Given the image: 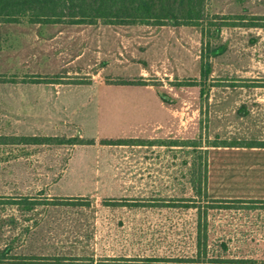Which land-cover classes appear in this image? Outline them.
I'll list each match as a JSON object with an SVG mask.
<instances>
[{
  "label": "rangeland",
  "instance_id": "obj_1",
  "mask_svg": "<svg viewBox=\"0 0 264 264\" xmlns=\"http://www.w3.org/2000/svg\"><path fill=\"white\" fill-rule=\"evenodd\" d=\"M206 14L62 34L0 24V264H179L195 253V210L177 206L194 162L212 198L264 202V0H209ZM60 50L82 57L66 66ZM207 222L206 264H264V205Z\"/></svg>",
  "mask_w": 264,
  "mask_h": 264
},
{
  "label": "trees",
  "instance_id": "obj_2",
  "mask_svg": "<svg viewBox=\"0 0 264 264\" xmlns=\"http://www.w3.org/2000/svg\"><path fill=\"white\" fill-rule=\"evenodd\" d=\"M209 0H0V24L21 23L28 19L29 23L42 24H67V25H95L98 21L110 25H169L203 27L206 21V7ZM258 21L264 17L255 16ZM256 25V24H253ZM262 28L264 25L257 24ZM205 31V26L202 28ZM202 31V32H203ZM205 33V32H204ZM225 50L224 46H219L211 51L212 55H217ZM204 54L201 52L203 62ZM130 85H140L142 82L120 81ZM20 143L32 144L44 141L42 136H13ZM0 137L1 144H9ZM88 142L87 144H92ZM113 141L104 142L112 144ZM115 143V142H114ZM190 146V145H186ZM194 150L198 146L191 145ZM203 151V150H200ZM204 153V152H202ZM201 156V155H199ZM203 166L201 169L200 167ZM190 175L193 194L188 199H178L177 206L185 209H193L196 213L195 223V253L190 257L172 258L179 264H206L207 243L210 239L208 232L207 210L238 208V204H250L251 207L264 205L260 200L238 201V199H214L207 191V162L193 163ZM172 202V201H171ZM69 205V204H67ZM74 205V204H72ZM116 205V204H115ZM85 206H89L85 204ZM174 207L175 203L171 206ZM225 247L224 243L222 244ZM137 264H162L169 260L160 258H145L138 260ZM162 262V263H159ZM244 263H252L251 260ZM125 264H135L128 260Z\"/></svg>",
  "mask_w": 264,
  "mask_h": 264
},
{
  "label": "crops",
  "instance_id": "obj_3",
  "mask_svg": "<svg viewBox=\"0 0 264 264\" xmlns=\"http://www.w3.org/2000/svg\"><path fill=\"white\" fill-rule=\"evenodd\" d=\"M49 25H54V26H57L58 27V30L57 31H52L51 33H54V32H58V33H65L67 30H66V28H62V27H64V26H66L67 24H49ZM69 26H71V27H73L72 29H76V28H80L81 26H84V24H77V25H69ZM89 26H95V27H97V24H95V25H89ZM71 40H73V38L71 39ZM62 47H60V49H61ZM57 50H59V48L57 49ZM62 55H65V53H63V52H61V50L58 52V54H57V56L60 58L59 60L60 61H62L63 62V64H65L66 66H69V64H71V62L73 61V60H79V59H81V57H82V55H81V53H77V55H73V56H71V58H70V61H68V60H63L62 59ZM23 63V62H22ZM26 64H24V65H27L28 63L27 62H25ZM39 65H42V64H39ZM68 72V71H67ZM67 72H66V74H67ZM69 73V72H68ZM49 83H51V84H53V83H56V84H58L57 82H49ZM41 96V95H40ZM68 96H71V94H69V95H67V96H65V98L63 97V105H66V106H68V104L70 103H72L73 102V96H71V100H67V98L66 97H68ZM69 104V105H70ZM64 123H66V122H64Z\"/></svg>",
  "mask_w": 264,
  "mask_h": 264
}]
</instances>
